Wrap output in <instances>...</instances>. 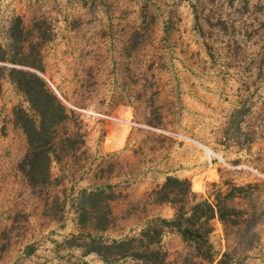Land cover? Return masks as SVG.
<instances>
[{
  "label": "rangeland",
  "instance_id": "obj_1",
  "mask_svg": "<svg viewBox=\"0 0 264 264\" xmlns=\"http://www.w3.org/2000/svg\"><path fill=\"white\" fill-rule=\"evenodd\" d=\"M17 18L28 38L43 37L39 75L70 113L58 136L82 143L58 153L47 186L30 187L12 113L29 105L3 81L0 264H104L79 246L172 219L152 195L167 177L204 198L211 184L250 187L236 202L253 214L252 231L239 229L219 263L227 243L214 220L213 264H264V0H0V49ZM98 188L113 199L103 232L79 221L80 192ZM159 247L166 264H199L171 230Z\"/></svg>",
  "mask_w": 264,
  "mask_h": 264
},
{
  "label": "trees",
  "instance_id": "obj_2",
  "mask_svg": "<svg viewBox=\"0 0 264 264\" xmlns=\"http://www.w3.org/2000/svg\"><path fill=\"white\" fill-rule=\"evenodd\" d=\"M33 39L32 36L27 37L19 18L11 23L10 44L7 48L0 49V94L3 81L7 79L23 94L29 105L28 111L15 107L12 113L15 125L21 128L27 142V152L20 161L18 170L28 185L36 188L49 184L53 160L59 162L62 155H67L82 142H79L76 134L69 136L66 133L61 137L57 134L60 127L70 122V113L40 77L39 73L43 71L40 47L44 40L39 34L35 41ZM146 125L152 126L150 122ZM58 153L63 154L59 156ZM222 185L225 186L224 190L222 186L211 184L213 194L209 193L204 198L191 190L188 180L167 177L152 195L156 203L173 207L175 214L172 219L156 218L138 236L122 240L104 241L88 235L87 242L79 247L85 249L84 254L97 255L104 264H116L125 260L135 264H166L167 254L159 244L165 230H171L193 251L185 260L213 264L216 255L209 237L214 231L211 223L216 220L222 226L227 243V251L222 254L219 263L228 262L230 260L226 259L232 257L228 252L231 247L229 243L235 242L236 232L242 227L252 231L255 222L253 214L248 215V211L237 209L236 200L246 198V190L250 187L225 183ZM112 200L111 195H105L104 188L81 191L80 224L84 225L89 216L93 220L94 230L105 231L110 223L107 202Z\"/></svg>",
  "mask_w": 264,
  "mask_h": 264
},
{
  "label": "built area",
  "instance_id": "obj_3",
  "mask_svg": "<svg viewBox=\"0 0 264 264\" xmlns=\"http://www.w3.org/2000/svg\"><path fill=\"white\" fill-rule=\"evenodd\" d=\"M87 116H89V114H87ZM91 117H94L93 115H91Z\"/></svg>",
  "mask_w": 264,
  "mask_h": 264
}]
</instances>
